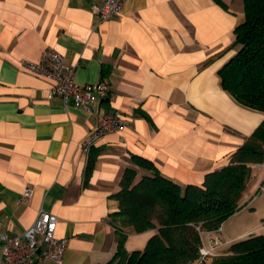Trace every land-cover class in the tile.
<instances>
[{"label":"crops","instance_id":"obj_1","mask_svg":"<svg viewBox=\"0 0 264 264\" xmlns=\"http://www.w3.org/2000/svg\"><path fill=\"white\" fill-rule=\"evenodd\" d=\"M223 1L226 9L213 0H123L118 16L102 20L90 0H0V236L21 233L43 209L57 216L55 235L67 243L61 264L105 263L117 247L110 213L124 169H135V181L152 174L132 156L181 187L229 163L264 112L221 86L218 71L236 53L234 29L244 21L243 0ZM47 48L75 66V82L107 84L92 110L50 95L51 81L23 68ZM115 113L124 127L83 151L97 114ZM252 180L244 206L219 229L200 232L205 246L217 240L215 254L264 235V214L253 206L264 192V161L251 166ZM25 187L31 194L22 199ZM125 230L127 251L156 231Z\"/></svg>","mask_w":264,"mask_h":264},{"label":"trees","instance_id":"obj_2","mask_svg":"<svg viewBox=\"0 0 264 264\" xmlns=\"http://www.w3.org/2000/svg\"><path fill=\"white\" fill-rule=\"evenodd\" d=\"M221 8L223 0H213ZM244 21L234 29L236 53L219 69L223 89L241 105L264 112V0H243ZM133 161L152 174L135 181L127 167L118 192L112 195L118 210L110 221L118 231L113 257L96 264H264V235H251L231 243L225 252L201 257V231L219 229L239 211L251 166L264 161V118L229 156V163L207 173L200 185L179 186L162 176L149 161ZM94 164L88 159L85 179ZM140 233L155 229L142 249L127 251L126 228Z\"/></svg>","mask_w":264,"mask_h":264},{"label":"built area","instance_id":"obj_3","mask_svg":"<svg viewBox=\"0 0 264 264\" xmlns=\"http://www.w3.org/2000/svg\"><path fill=\"white\" fill-rule=\"evenodd\" d=\"M123 0H90L91 11L105 20L119 15ZM24 69L51 81L50 95L59 96L64 103L71 101L74 107L92 110L96 98L108 94L105 82L79 84L74 80L75 66L64 62L63 56L52 48L45 49L36 62L22 61ZM126 121L120 113L97 114V124L93 131L81 141L80 147L88 152L94 143L105 133L124 127ZM257 191H264L260 183ZM31 188L25 187L22 199H27ZM57 216L40 209L33 223L19 234L2 233L0 236V264H40L48 259L61 264L66 250V240L55 235ZM217 240L212 239L208 246L201 245V257L215 255Z\"/></svg>","mask_w":264,"mask_h":264},{"label":"rangeland","instance_id":"obj_4","mask_svg":"<svg viewBox=\"0 0 264 264\" xmlns=\"http://www.w3.org/2000/svg\"><path fill=\"white\" fill-rule=\"evenodd\" d=\"M254 180H255V178H254ZM254 183H255V181H253V180L248 183V186L246 187V192H248V191L250 192L252 190ZM258 196L260 197V199L258 200V203L256 204V206L255 205H253V206L255 207L256 211L258 210L259 214L262 216L264 214V192H262ZM258 196H256V198H254L252 202H254L255 199H258L259 198ZM254 207L252 209H249V208L245 209V211H248V212H245V215L249 212H253ZM250 215H254V214H250ZM228 247L225 248L224 250H219V252L221 253V252L227 251Z\"/></svg>","mask_w":264,"mask_h":264}]
</instances>
